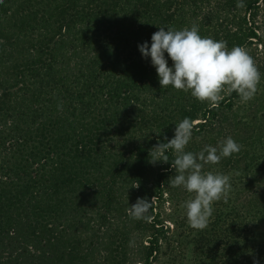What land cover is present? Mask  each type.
Segmentation results:
<instances>
[{
  "label": "trees",
  "instance_id": "trees-1",
  "mask_svg": "<svg viewBox=\"0 0 264 264\" xmlns=\"http://www.w3.org/2000/svg\"><path fill=\"white\" fill-rule=\"evenodd\" d=\"M242 2L238 8V0H2L0 148L7 153L0 162L5 202H0V264H111L115 251L128 243L119 240L125 230L132 231L126 216L134 200H162L165 185L176 175L173 151L166 152L168 163L153 164L152 147L165 136L173 138L184 118L193 122L194 135L214 124L225 130L222 120L240 96L224 93L213 106L190 92L162 88L151 58L138 47L145 41L150 46L158 27L181 30L195 24L202 37L226 41L229 49L246 48L261 73L256 93L264 102V0ZM20 83L12 95L10 89ZM101 116L117 125L113 140L123 141L93 139L101 126L107 127L96 120ZM127 119L138 121L134 131ZM48 136H69L72 158L80 161L47 148ZM31 137L38 138L35 148L26 146L27 153L11 163L12 148L27 145ZM95 146L118 156L112 177L101 180L96 206L75 186L80 172L85 178V173H101L98 155L91 154ZM133 159L138 168L124 177L122 165ZM84 201L92 206L84 207ZM154 207L152 201L148 214ZM242 223L232 220L225 226L223 264H253L248 251L264 261V239L255 242ZM140 226L135 228L143 232ZM164 230V225L156 227L149 244L138 235L131 262L155 264ZM116 242L121 244L114 248ZM214 250L205 252L209 264L220 263Z\"/></svg>",
  "mask_w": 264,
  "mask_h": 264
},
{
  "label": "rangeland",
  "instance_id": "rangeland-1",
  "mask_svg": "<svg viewBox=\"0 0 264 264\" xmlns=\"http://www.w3.org/2000/svg\"><path fill=\"white\" fill-rule=\"evenodd\" d=\"M53 1L55 2V0ZM263 18L264 16H261V20ZM21 36L22 33L19 34V37ZM2 42L6 43L3 38H1L0 44ZM260 81L263 82L262 78ZM21 84L22 83L10 89L12 95L17 92ZM2 93L3 89L0 90V101L2 99ZM97 118L96 120L100 122L101 125L107 124V127L101 126V130L93 136V139L111 140L112 144H118L119 141L124 140H113L115 137L113 131L117 125L111 123L108 117L101 116ZM134 121L127 119L124 122H126L127 126L131 125L134 131L133 124L135 125V122H138ZM222 121L225 124V133L218 128V124L209 125L201 135L193 134L191 141L186 146V148L192 150L193 153H199L207 145L219 147L229 136L243 146L239 153H234L231 157L222 158L219 164L204 165L203 171L205 172L213 171L230 175V183L232 185L227 202L221 200L213 204L214 212L208 227L204 230H197L189 225L186 217V210L183 205L193 194L188 193L182 186L173 188L168 183L164 187L165 192L162 200H158L155 196H153L154 198L152 197L155 207L154 214H148L150 216L149 220H138L129 217L130 215L126 216L132 222V231L125 230L124 233H119V241H123L125 244L128 241V243L125 248H118V250L115 251V256L113 255L114 257L111 258V264H142L140 261L131 262V259L134 258V251L136 249L135 241L138 240V235L142 234L143 242L149 244L150 238L153 236L152 233L155 231L156 227L162 225H164L166 231L160 232L162 250L155 264H209L205 261V258L209 257L208 254L205 255V252L209 251L211 253L213 248L215 249L213 252L215 259L220 262L219 264H223L222 261L227 259L225 248H223L227 245L223 242V235L226 228L225 226L232 220L242 221L244 230L253 237L255 242H261L264 239V102L260 100V96L256 93L254 98L247 102H237L233 110L225 114V118ZM147 125L150 124H145V126ZM91 132L93 133L94 131ZM72 141L73 140L70 139L69 136L58 138V140L51 136L45 139L47 148H52L53 152L63 155L65 160H73L76 163V161L80 160H74L72 158L75 154L74 151L71 150ZM35 144H38V138L31 137L28 139L27 145L12 148L16 154L11 158V163L18 155L27 153L25 150L26 146L35 148ZM113 152L114 151H109L108 149L103 152L102 150H97V146H95L91 154L98 155L96 167L102 170L101 173H85V176H87L85 178L83 177L84 172H80L82 176L78 174V179H81L75 182V186L78 188L76 193L84 190L82 195L90 199L94 203V206L100 204L101 196L99 189L101 187V180L106 176L107 179H110L116 169L115 162L118 161V156H115ZM6 153L7 151H3L2 146V148H0V162L3 159V155H6ZM138 165L139 164L134 159L127 160L126 164L122 165V169H124L125 173L123 176L128 177L126 173L137 169ZM2 169L3 168L0 167V172ZM173 171L175 172V170ZM113 185L115 186V183ZM0 202L2 204L5 203L2 197ZM136 202L137 200H134L133 203ZM84 204L86 208L92 206L87 201H84ZM248 210L250 212H248ZM157 218H159L160 221H158L155 227L152 223H154ZM138 223L142 224L143 227H140L143 229V232L135 228V225ZM164 235L169 238L167 237L166 239ZM116 236L117 234L115 237ZM177 236L178 239L175 241L174 239ZM212 238H215L214 242L210 241ZM217 239L219 241H217ZM205 241H207L208 249L204 248ZM120 242H116L113 247H118L121 244ZM247 254L253 259L251 263L254 264V261H258V264H264V261H259L258 257H253L250 251H248ZM238 264H244V262H239Z\"/></svg>",
  "mask_w": 264,
  "mask_h": 264
},
{
  "label": "clouds",
  "instance_id": "clouds-1",
  "mask_svg": "<svg viewBox=\"0 0 264 264\" xmlns=\"http://www.w3.org/2000/svg\"><path fill=\"white\" fill-rule=\"evenodd\" d=\"M237 7H244L242 0H238ZM158 29L152 34L150 46L145 41L138 47L145 59L151 58L162 88L172 86L190 92L200 102L213 106H218L224 93L236 92L242 102L254 98L261 73L246 48L234 46L229 49L226 41L202 37L195 24L181 30L172 27ZM193 128V122L184 118L176 124L173 138L169 140L165 136L163 141L158 140L149 157L153 164L168 163L170 160L166 152L173 151L171 167L176 175L170 177L168 183L173 188L182 186L193 194L183 205L187 221L193 229L204 230L213 216V204L221 200L227 202L232 189L230 175L205 172L204 165L219 164L222 158L239 153L243 146L229 136L219 147L207 145L199 153L185 151L192 139ZM133 187L138 188L139 185ZM153 198L151 201L138 198L128 210L130 217L149 220Z\"/></svg>",
  "mask_w": 264,
  "mask_h": 264
}]
</instances>
